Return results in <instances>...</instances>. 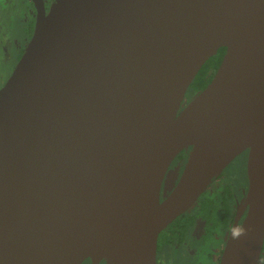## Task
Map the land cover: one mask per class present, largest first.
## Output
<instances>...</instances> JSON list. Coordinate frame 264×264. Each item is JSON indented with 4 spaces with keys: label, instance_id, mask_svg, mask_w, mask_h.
Masks as SVG:
<instances>
[{
    "label": "water",
    "instance_id": "1",
    "mask_svg": "<svg viewBox=\"0 0 264 264\" xmlns=\"http://www.w3.org/2000/svg\"><path fill=\"white\" fill-rule=\"evenodd\" d=\"M33 2L32 35L0 88V264H156L159 233L244 150L247 234H229L219 264H257L264 0H54L48 12Z\"/></svg>",
    "mask_w": 264,
    "mask_h": 264
},
{
    "label": "flooded vegetation",
    "instance_id": "2",
    "mask_svg": "<svg viewBox=\"0 0 264 264\" xmlns=\"http://www.w3.org/2000/svg\"><path fill=\"white\" fill-rule=\"evenodd\" d=\"M54 0H42L45 12H48ZM2 9V10H1ZM8 12L14 20L7 21L4 13ZM36 18V8L33 0H0V36L5 38L3 27L11 25L14 29L22 30L26 39L23 46L16 54L15 63L7 75L0 83V88L4 85L16 62H18L22 52L29 41ZM1 44V43H0ZM10 52H7L9 55ZM189 91L182 107L194 96ZM191 147L187 151H181L175 158L181 160V168L177 179L169 184L165 183V177L161 186L160 200L163 199L177 182L185 162L190 153ZM182 153V158L180 154ZM248 150L238 154L229 164L237 162L243 165V180L229 181L223 171L215 177L208 185L207 189L197 199L196 203L185 213L173 220L158 235L156 247V264H219L221 254L230 228L233 225H240L243 222L246 208L237 216L241 198L247 191L248 180L246 175V161ZM180 156V157H179ZM174 158V159H175ZM206 203L208 208L205 214L200 212L201 206ZM80 264H105L102 259L93 262L90 257L85 258ZM257 264H264V239Z\"/></svg>",
    "mask_w": 264,
    "mask_h": 264
},
{
    "label": "rangeland",
    "instance_id": "3",
    "mask_svg": "<svg viewBox=\"0 0 264 264\" xmlns=\"http://www.w3.org/2000/svg\"><path fill=\"white\" fill-rule=\"evenodd\" d=\"M4 16L7 21L14 20V17L6 11L4 13ZM3 31H5L6 35L4 39L2 36H0V83L3 81L4 76L9 73L11 67H13L16 54L19 53L21 45L23 46L24 42L27 39L23 36L22 30L18 31V29H14L12 27V24L10 26L7 25L6 27H3ZM7 52H10V54L7 55ZM180 156L181 158L183 157L182 153L180 154ZM181 165L182 164L180 159H173L166 172L165 183L169 184L173 180L175 181L177 179V175L180 171ZM242 168L243 165H240L237 162H232L231 164H229V166H227V168H225L223 174H225L231 182L233 180H243Z\"/></svg>",
    "mask_w": 264,
    "mask_h": 264
},
{
    "label": "trees",
    "instance_id": "4",
    "mask_svg": "<svg viewBox=\"0 0 264 264\" xmlns=\"http://www.w3.org/2000/svg\"><path fill=\"white\" fill-rule=\"evenodd\" d=\"M225 48L221 47L218 49L217 53L210 57L204 64L203 66L200 68V70L198 71V73L196 74V76L194 77L193 81L191 82L190 86H189V93L190 94H196L198 93L200 90H202L211 80L215 70L217 69L222 55L224 54ZM207 204L203 203V205L201 206L200 212H202L203 214H205V212L207 211ZM180 219L177 218L175 223Z\"/></svg>",
    "mask_w": 264,
    "mask_h": 264
},
{
    "label": "clouds",
    "instance_id": "5",
    "mask_svg": "<svg viewBox=\"0 0 264 264\" xmlns=\"http://www.w3.org/2000/svg\"><path fill=\"white\" fill-rule=\"evenodd\" d=\"M247 234V229L244 226L240 225H233L230 228V239L232 240H239L242 236Z\"/></svg>",
    "mask_w": 264,
    "mask_h": 264
}]
</instances>
